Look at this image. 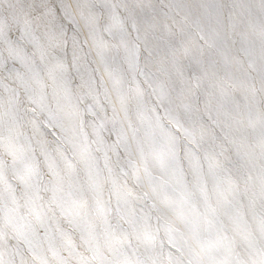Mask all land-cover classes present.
<instances>
[{
  "label": "snow or ice",
  "instance_id": "snow-or-ice-1",
  "mask_svg": "<svg viewBox=\"0 0 264 264\" xmlns=\"http://www.w3.org/2000/svg\"><path fill=\"white\" fill-rule=\"evenodd\" d=\"M0 264H264V0H0Z\"/></svg>",
  "mask_w": 264,
  "mask_h": 264
}]
</instances>
